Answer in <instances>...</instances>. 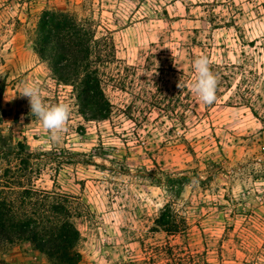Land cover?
I'll list each match as a JSON object with an SVG mask.
<instances>
[{
    "label": "rangeland",
    "instance_id": "rangeland-1",
    "mask_svg": "<svg viewBox=\"0 0 264 264\" xmlns=\"http://www.w3.org/2000/svg\"><path fill=\"white\" fill-rule=\"evenodd\" d=\"M46 10L107 40L108 120L86 121L34 52ZM200 56L218 77L211 105L190 88ZM25 83L70 105L59 141ZM0 84L5 147L24 144L33 184L72 197L80 264H264V0H0ZM167 204L186 222L180 234L154 230ZM0 264L53 263L18 242L0 247Z\"/></svg>",
    "mask_w": 264,
    "mask_h": 264
},
{
    "label": "trees",
    "instance_id": "trees-1",
    "mask_svg": "<svg viewBox=\"0 0 264 264\" xmlns=\"http://www.w3.org/2000/svg\"><path fill=\"white\" fill-rule=\"evenodd\" d=\"M33 50L47 62L54 79L72 88L79 114L86 121H104L112 115L113 105L103 89L100 65L110 59L103 48L106 39L96 38L90 22L80 21L69 12L46 10L39 17L33 34ZM0 84V124L6 116ZM0 129V160L16 158L14 167L0 178V247L28 242L53 264H80L78 250L81 232L76 225L77 211L71 196L56 190L36 187L32 182L33 156L25 145L6 149ZM186 222L167 204L155 219L154 230L177 235Z\"/></svg>",
    "mask_w": 264,
    "mask_h": 264
},
{
    "label": "clouds",
    "instance_id": "clouds-1",
    "mask_svg": "<svg viewBox=\"0 0 264 264\" xmlns=\"http://www.w3.org/2000/svg\"><path fill=\"white\" fill-rule=\"evenodd\" d=\"M195 80L190 88L197 100L205 105L213 104L216 99L218 85L217 75L210 69L209 60L200 56L193 61ZM21 96L27 97L31 113L42 123L50 133L53 141H59L61 135L67 130V122L70 118L71 108L67 103L49 105L42 99L38 85L25 83L21 90Z\"/></svg>",
    "mask_w": 264,
    "mask_h": 264
}]
</instances>
